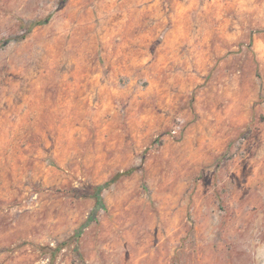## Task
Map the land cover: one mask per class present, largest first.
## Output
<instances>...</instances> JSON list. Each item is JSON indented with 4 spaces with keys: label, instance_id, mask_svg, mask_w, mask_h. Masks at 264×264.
<instances>
[{
    "label": "rangeland",
    "instance_id": "374dc122",
    "mask_svg": "<svg viewBox=\"0 0 264 264\" xmlns=\"http://www.w3.org/2000/svg\"><path fill=\"white\" fill-rule=\"evenodd\" d=\"M0 264H264V0H0Z\"/></svg>",
    "mask_w": 264,
    "mask_h": 264
},
{
    "label": "trees",
    "instance_id": "16d2710c",
    "mask_svg": "<svg viewBox=\"0 0 264 264\" xmlns=\"http://www.w3.org/2000/svg\"><path fill=\"white\" fill-rule=\"evenodd\" d=\"M131 171H132V169H128L126 171L119 172L110 181L105 182L104 184H101V185H95V186H93L92 187L91 195L95 198L97 205H100V203L102 201V198H101V191H102V189H104L105 187L109 186L112 182H114L120 176L130 174Z\"/></svg>",
    "mask_w": 264,
    "mask_h": 264
}]
</instances>
